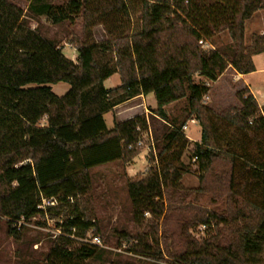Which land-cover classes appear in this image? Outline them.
<instances>
[{
    "label": "trees",
    "instance_id": "1",
    "mask_svg": "<svg viewBox=\"0 0 264 264\" xmlns=\"http://www.w3.org/2000/svg\"><path fill=\"white\" fill-rule=\"evenodd\" d=\"M24 1L27 10L0 0V222L6 224L8 236L20 241L26 224L49 216L59 222L55 226L62 234L34 264L99 259L103 250L80 239L93 230L95 235L102 232L78 201L92 189V170L129 164L140 153L141 134L149 131L144 115L115 122L112 130L104 115L137 97L153 95L157 108L152 116L169 128L156 162L152 159L156 166L127 181L134 221L143 222L145 214L159 221L164 199L181 190L188 173L181 163L188 142L183 127L168 123L166 108L187 99L188 120L201 128L200 142L191 144V157L197 158L202 183L216 173L217 164H226V179L216 182L226 185L235 209L229 220L211 215L235 227L230 230L235 238L226 246L216 240L193 243L176 257L177 264H264V107L248 90L236 94L241 108L218 114L203 103L227 69L242 75L255 72L253 57L264 54V36H254L245 46V25L264 11V0H67L71 14L55 7L53 0ZM80 13L85 34L101 25L107 39L98 43L86 37L79 42L78 63L30 27L31 20L42 16L61 25ZM225 32L230 47L204 49ZM114 75L121 84L107 89L105 82ZM196 75L210 84L196 83ZM61 83L70 90L58 97L52 86ZM221 126L233 129L234 136L222 134ZM53 198L56 207L39 208ZM204 218L200 222L209 225ZM19 222L23 225L17 230L13 225ZM123 238L133 239L127 234ZM134 252L151 257L152 246L137 238ZM152 255L163 259L159 250Z\"/></svg>",
    "mask_w": 264,
    "mask_h": 264
},
{
    "label": "rangeland",
    "instance_id": "2",
    "mask_svg": "<svg viewBox=\"0 0 264 264\" xmlns=\"http://www.w3.org/2000/svg\"><path fill=\"white\" fill-rule=\"evenodd\" d=\"M10 1L27 10L28 6L24 0ZM68 1L53 0V5L61 7L71 14L73 9L68 6ZM126 24L128 27V23ZM83 26L84 19L81 13L71 16L61 25H54L46 16L40 17L38 21H30L32 29L37 30L46 39L55 42L63 50L64 55L74 63H78L77 44L84 38L88 37L98 43L107 39L103 26L98 25L86 34L83 31ZM263 32L264 11H259L246 22L245 46H250L253 37L262 36L260 34ZM125 34L130 36L128 28L125 29ZM231 44V38L225 32L215 36L212 45L208 43L204 49H224L230 47ZM257 63L264 69V56L260 57ZM256 79L261 82L260 87L264 89V74H260ZM195 82L210 84L198 75L195 76ZM120 84V78L116 76L105 86L116 88ZM62 86L66 85L55 86L54 93L60 92L59 88ZM217 94L216 90H213L204 98L203 103L207 106L213 104L212 108L218 114L230 107H235V105L240 106L236 95L233 96L230 93L226 100L218 92ZM152 98L156 102L154 96ZM136 104L138 103L124 106L116 113L107 115L105 119L111 129L112 118L113 116L115 118L116 114L120 115L119 119L124 121L140 115L146 117L149 131L140 136L142 146H137L140 151L139 155L125 166L116 163L92 170V189L87 196L78 201L80 210L91 216L102 232V235H95V230H93L87 234L91 240L100 237L101 243L97 247L103 250L99 259L90 261L88 264H177L176 257L188 252L193 243L202 244L216 240V243L222 246L228 245L235 238L230 232L235 227L219 223V220L214 219L211 215L215 214L217 218H228L229 220L230 212L235 209V204L229 200L226 185L216 182L219 177L226 179V164H217L216 173L206 178L202 183L201 178L204 175L191 157V144L200 142L201 128L197 121L188 120L189 104L187 99L166 108L168 123L177 129L183 127L182 131L188 142L187 149L181 159L183 169H188V173L183 176L180 182L181 190L170 193L169 197L164 199L165 213L159 221L153 220L149 214L144 215L143 222L136 223L134 221L133 208L127 194V181L144 176L147 169L156 166L157 156L165 145L163 134L169 128V125H166L161 119L152 116V112L157 107H152L149 102H146L144 106L142 103ZM133 108L137 109L132 111ZM44 125L45 122H42L41 126ZM185 127L186 129H184ZM220 130L222 134L228 133V135L234 136L233 129L228 131L225 126H221ZM235 136L237 137V135ZM151 144H154V147ZM170 156L168 155V158ZM2 191L0 185V193ZM203 217L209 221V225L200 222ZM56 222L58 221L51 220L49 216L33 219L25 225L28 230L23 232L20 241L9 237L6 224L0 222V264H34L41 261L42 255L49 251L52 244L53 232L57 229ZM39 223L46 225H39ZM60 223L62 222L60 221ZM123 234H127L133 239L126 240L123 238ZM137 238L147 240L152 246V254L159 250L163 259L159 260L152 254L149 257L134 252Z\"/></svg>",
    "mask_w": 264,
    "mask_h": 264
},
{
    "label": "crops",
    "instance_id": "3",
    "mask_svg": "<svg viewBox=\"0 0 264 264\" xmlns=\"http://www.w3.org/2000/svg\"><path fill=\"white\" fill-rule=\"evenodd\" d=\"M260 35H263L264 36V32L261 33ZM264 56V54H261V55H257V56H254L253 57V63H254V66H255V72L251 73V74H248V75H242V74H239L237 73L235 70H233L232 68H229L227 69V71L217 80V82L213 83V86L211 87V89L213 90H216V94L217 92L220 94V96H224L227 99L228 95L231 93L233 94V96H235L239 91H242V90H248L250 92V94H252V96L254 97V99L256 100V102L259 104L260 107H264V89L260 87V81L256 79L257 76H259L260 74H264V69L263 67H261V65H258L257 63V60ZM118 75H114L113 77H116ZM113 77H111L110 79H108L106 82H105V85L107 82H109ZM119 77V76H118ZM60 85H66V86H62L61 88H59V91L57 94L54 93V90L53 88L55 86L57 87H60ZM106 87V86H105ZM107 89H114V88H108L106 87ZM70 90V87L67 85V84H64V83H61V84H58V85H53L52 86V91L55 95H57L58 97H63L64 95H66V93H68V91ZM210 91V93H212V91ZM218 95V94H217ZM153 95H149V96H140V97H137L133 100H130L118 107H116L112 112L104 115V119L107 115L109 114H112L113 112H117L120 108L124 107V106H127V105H130V104H134L135 102L138 103L136 105H139V104H144L146 102H149L151 103V106L152 107H157L156 105V102H154L153 98H152ZM155 99V97H154ZM223 99V98H221ZM225 100V99H223ZM210 108L214 107V105L212 104L211 106H209ZM235 107H238V108H241V104L240 106L238 105H235ZM137 108H133L131 109L132 111L135 110ZM213 109V108H212ZM156 110V109H155ZM143 113V112H141ZM119 116L118 114L115 115V118L113 116L112 118V128L109 129L108 127V121L105 119V123L107 125V128L109 130H112L113 127H114V123L115 122H125L124 120H121L119 119ZM130 120V119H129Z\"/></svg>",
    "mask_w": 264,
    "mask_h": 264
},
{
    "label": "built area",
    "instance_id": "4",
    "mask_svg": "<svg viewBox=\"0 0 264 264\" xmlns=\"http://www.w3.org/2000/svg\"><path fill=\"white\" fill-rule=\"evenodd\" d=\"M184 129H186V127ZM137 146L138 147L142 146V141L141 140H139ZM151 146L154 147V144H151ZM196 160H197V158L195 157L193 159V161L196 162ZM70 201H71V203H73V200H70ZM57 205H58L57 200L53 198V199H50V200H44L42 206H40L39 208L42 209V210H45L47 207H56ZM22 225H23V223L19 222V223L13 225V227L16 228L17 230H20ZM72 231H75V229H72ZM61 234H62L61 233V229H56L53 232V237L52 238L56 239L57 237L61 236ZM80 241L85 243V244H89V245H93V246H99L100 243H101L100 237H96V238H93L91 240V239L88 238V235L86 236V238L80 239Z\"/></svg>",
    "mask_w": 264,
    "mask_h": 264
}]
</instances>
